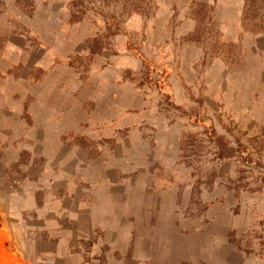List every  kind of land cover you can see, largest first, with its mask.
Segmentation results:
<instances>
[{"label":"rangeland","instance_id":"374dc122","mask_svg":"<svg viewBox=\"0 0 264 264\" xmlns=\"http://www.w3.org/2000/svg\"><path fill=\"white\" fill-rule=\"evenodd\" d=\"M0 264H264V0H0Z\"/></svg>","mask_w":264,"mask_h":264}]
</instances>
